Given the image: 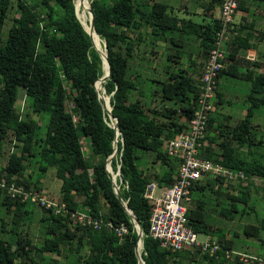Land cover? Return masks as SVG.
I'll return each instance as SVG.
<instances>
[{
  "label": "trees",
  "instance_id": "16d2710c",
  "mask_svg": "<svg viewBox=\"0 0 264 264\" xmlns=\"http://www.w3.org/2000/svg\"><path fill=\"white\" fill-rule=\"evenodd\" d=\"M220 2L208 0L205 8ZM74 3L75 0H15L7 34L0 41V153L4 142L17 147L10 149L0 163V181L4 183L0 185V264H14L17 259L20 264H63L58 258L63 251L71 264H137L135 227L115 196L111 174L105 169V160L112 151L114 128L106 108L101 107V100L105 105L104 98L108 100L110 113L116 116L118 128L117 149L109 165L113 172L118 168L114 180L119 195L141 227L140 255L144 263L182 264L185 252L190 251L188 259H193L194 253L200 254L199 264L203 261L205 264H257L256 259L242 260L231 251L232 239L227 238L217 222L211 224L209 214H221L230 220L237 210L235 201L247 202L248 185L257 187L244 179L251 175L264 179V136L255 140L263 146L262 153L249 149L253 143L249 131L252 108L257 103L264 105V71L251 74L252 70L245 68L242 72L236 63L223 59L217 73V78L223 73L247 78L250 103L244 116L233 123H226L224 116L214 120L209 114L207 143L200 149V155L239 170L244 176L232 180L208 176L195 183L190 191L193 205L190 200L185 216L197 236L218 232L216 239L210 237L219 247L213 253L198 247H163L148 233L150 202L142 192L149 180L163 186L176 176L177 161L165 153L163 140L186 128L196 104L200 74L195 62L192 63L195 70L178 63L173 71L174 65L169 62H176L172 57L180 54L178 48L171 47L163 56V71L172 70L164 79L144 77L139 69L128 70L129 62L135 60L139 64L148 58L149 50L158 59L154 46L157 47L159 38L165 39L166 32L176 29L198 37V54L206 58L219 27L218 18L194 22L178 17L160 0H89L93 28L87 25L104 42L109 66L108 77L99 87L101 92L104 88L102 98L95 90L100 81L97 78L104 74L102 62L74 12ZM10 5V0H0V28ZM259 36L264 40V32L260 31ZM168 40L176 44L172 36ZM230 43H237L241 48L251 47L242 35L234 34ZM226 56L231 58L233 53L228 51ZM152 82L156 83L155 87ZM215 94L213 105L221 102L217 88ZM20 99L26 102L24 113L28 117H22L16 109ZM37 116L43 119L42 137L37 136ZM207 129H212V134H207ZM81 137L87 141L86 152L81 147ZM242 144H246L243 150ZM143 151H151L152 160L162 162V168L151 174L144 172L137 163ZM32 155L36 156L37 173L53 167L59 179L60 197L57 200L45 197L56 204L62 202L65 208L45 207L7 190V185L13 183L29 190L34 186L31 191L38 193L39 179L30 180L24 174L26 161ZM228 187L235 192L226 191ZM225 196L228 203H224ZM209 202H216L213 205H218V210ZM34 203L39 206L37 220L43 229L35 241L38 250L32 249L36 244L27 230H17L13 224L15 216L28 212L25 204ZM71 211L122 222L126 232L117 235L103 225L94 228L71 220ZM260 227H264V217L258 225L245 222L241 230L246 235L257 236ZM82 245L85 248L79 252ZM224 250H229V256Z\"/></svg>",
  "mask_w": 264,
  "mask_h": 264
},
{
  "label": "built area",
  "instance_id": "2783aa9c",
  "mask_svg": "<svg viewBox=\"0 0 264 264\" xmlns=\"http://www.w3.org/2000/svg\"><path fill=\"white\" fill-rule=\"evenodd\" d=\"M239 0H221L218 10L219 27L215 31L212 46L207 52L203 68L199 75L198 94L195 107L188 118L186 128L163 140V149L167 155L177 161V171L174 180L167 185L158 186L154 180H149L143 189V196L150 202L148 217V233L158 240L163 247L207 249L213 253L219 247L209 234L201 239L188 224L185 216V207L191 200V187L208 176H219L232 180L244 176L239 170L225 166L200 155V149L206 145V124L215 99L217 73L223 66L222 61L226 54V44L230 34L234 32V15ZM0 185H4L0 181ZM7 190L16 192L22 199H28L44 205L64 207L62 202L56 204L45 196L24 188L21 184L10 183ZM36 193V194H35ZM56 208L55 210H57ZM69 217L82 224H90L94 228L101 225L111 229L115 234L126 232V226L104 220L87 214L83 211L70 212ZM238 258L247 260L256 259L257 264H264L260 257L246 255L237 250H231ZM229 250L224 254L229 256Z\"/></svg>",
  "mask_w": 264,
  "mask_h": 264
},
{
  "label": "rangeland",
  "instance_id": "374dc122",
  "mask_svg": "<svg viewBox=\"0 0 264 264\" xmlns=\"http://www.w3.org/2000/svg\"><path fill=\"white\" fill-rule=\"evenodd\" d=\"M74 1V0H73ZM88 1L89 0H82V2H80L79 0H77L76 5L79 7V10L77 9L76 13H77V17L78 19L84 24L89 23V14L86 11V7L88 5ZM260 4H256L255 7H259L261 6V10H264V1L262 0H258ZM10 7L8 9V12L6 13V16L4 17L3 23L1 25L0 28V41H3L6 34H7V30L8 27L10 25V20H11V15L13 13V8L15 6V0H10ZM254 5V4H253ZM84 7V9H83ZM180 8V4H179V0H176L173 2V7L171 8V11L173 13H175L177 16L179 15H183V12L179 9ZM252 8L248 9V13H252ZM85 11V12H84ZM255 12V11H254ZM84 13V15H83ZM188 15V14H187ZM251 16H257L256 14H250ZM261 15V14H260ZM262 16V15H261ZM259 17V16H258ZM256 17V18H258ZM264 17V15L262 16ZM188 18H190L192 21L195 22H200L203 17L202 15H198V14H192L189 15ZM209 20L208 17H205V20ZM259 27L264 29V18L262 20H259ZM264 32V30L262 31ZM100 39V45L99 48L102 50L103 49V41L101 38ZM262 44L261 46L256 45V49H258V51H260V53L258 55L255 56V59L257 60V62L259 63H264V40H262ZM153 43V42H152ZM157 47H155L156 49H159V47H162L161 44H156ZM169 48H176V45H172L171 43L167 44ZM147 46V45H146ZM148 47H151V45H149ZM166 48L165 51H169L171 49ZM242 49V53H246V48H241ZM227 51V48H226ZM248 52V51H247ZM146 54L148 55L147 59H143V61L139 62V64H135V60H132L129 62V69L128 70H136L139 69L142 73V75L144 77L147 78H154V79H164L168 72H172L171 69H167V72H164L162 67H163V56L162 57H157L158 59H156L153 55L149 54L148 52H146ZM224 55V61H227V56L225 59ZM250 56V54H249ZM183 58H186V56L184 55ZM172 59L177 60L176 57H172ZM185 62V59H183ZM233 60L231 59L230 62H232ZM138 62V61H137ZM169 63H173L172 65H174V69L173 71L176 70V68L179 66L178 62H169ZM244 64H241V67L239 68L240 71L244 72L245 71V67L243 66ZM161 66V67H159ZM250 67L254 68V66L250 65ZM264 68V66H263ZM155 69V70H154ZM159 70V71H157ZM255 73L254 71L251 72V74ZM154 85V87L156 86L155 82H152ZM249 84L250 81L247 80V78H245L244 76L241 77H236L233 75H229V74H225L223 73L222 75L219 76L218 78V89L221 92L222 95V100L221 102L217 103L215 106L213 105L212 110H211V114L214 116V120H221V116L222 115H227V118H222L224 119V121H226L227 123H233L232 121H234L235 119L241 118L244 116L245 111L247 110V108L249 107V103L250 100H247V93L249 91ZM20 89H18L19 92ZM104 91V88L102 87V92ZM101 92V91H100ZM101 92V94H102ZM107 95V94H106ZM216 99V98H215ZM262 103V102H261ZM261 103H257L256 105H254V107L252 108V115L250 117V121L252 123V126H249V131H251V136L253 138V143L249 145V149H251L254 153L255 152H263V146L261 144H259L258 142H256L255 140L259 139V137H263L264 136V105ZM105 106H107L105 104ZM26 108V102L23 99H20L19 101H17L16 103V109L17 111L20 113V115L22 117H28V115H26L24 113V110ZM36 123L38 124L37 126V136H41L42 137V123H43V119L39 116L36 117ZM11 136V135H10ZM12 143V142H10ZM81 143V147L83 149L84 152H86L88 150V146H87V141L84 137H81L80 140ZM34 147V145L32 146ZM240 148L243 150L246 148V144H242L240 146ZM12 149V150H16L17 147L12 146V144L10 145L9 142H4L1 153H0V163H2V161L5 159L7 152ZM151 152V151H149ZM149 152H142L139 153V158L137 159V163L139 165V167L142 168V170L148 174H151L152 171H158L162 168L163 163L160 161H153L152 160V153ZM115 154V153H114ZM113 154V155H114ZM27 166L24 169V174L25 175H29L30 180L34 179V178H38V184H37V190L38 193L43 195V196H48L54 199H59V179L54 175L53 172V167H48L43 173H37V163H36V156H29V158L27 159ZM111 169V167H110ZM113 170L111 169L110 174L112 175ZM246 182H251L252 184H254L257 187H254L252 185H248V189L250 190L249 193V198L247 200L246 203H243L242 201H235V203L237 204V210L235 211V213H233V218H231L230 220L226 219L224 216H222L220 214V216L218 214H209L210 215V222L211 224H217L221 225L222 228H224V232H226L227 234V238L232 239L233 242V250H238L241 253L248 255H256L259 256L261 259L264 260V241L261 242V239L264 240V227H260L259 228V232L257 236L254 235H246L242 232L241 228L242 225L245 222H249L252 224H259L260 220L264 217V179L259 178L258 176L255 175H251V176H247L244 179ZM117 184V183H116ZM32 185V183H31ZM224 185H222L223 187ZM31 188H36L34 186H32ZM30 188V190H32ZM226 191H230V192H235L234 188L228 187L225 188ZM253 191V192H252ZM35 192V191H34ZM36 194V193H35ZM79 197H77L78 199ZM193 199V198H192ZM191 199V205H193V200ZM24 200H28V199H24ZM214 201V199H213ZM212 203L211 206L213 208H215L216 210H218L219 206L218 205H213L216 202H209ZM224 203H228V198H226L225 196V200ZM206 205V204H205ZM25 208H28V212H25L24 214H20L19 216H15V220L13 222V224L15 226H17V230H19V228L21 229H25L27 230V234L32 238V240L35 242L37 241L36 238L38 236H41L43 234V229L40 226V223L38 222L37 218L40 214V211L37 210L38 209V204L34 203V204H25L24 206ZM32 210V211H31ZM37 211V212H36ZM32 212V213H30ZM71 220H73L72 218H70ZM6 226H9L8 224H6ZM233 230L236 231V233L233 232ZM7 235H11V233L9 232ZM211 236H213V238L216 239V236L218 235V232H211L210 233ZM199 238L203 239L204 235L199 234L198 235ZM36 244L34 245V247L32 248L33 250H38L37 243H33ZM85 246L82 245V247L80 248L79 252H83ZM186 251V250H185ZM32 252V250H31ZM54 253H51V256H53ZM68 256V254L63 251V253L61 255L58 256L59 260L63 262V264H71L67 262L66 257ZM190 256V251H186L185 255L182 257V264H199L198 260L200 258V254H196L194 253L192 255L193 259H188ZM206 261H203L201 264H205ZM14 264H20L18 263V259L15 260ZM237 264V263H236Z\"/></svg>",
  "mask_w": 264,
  "mask_h": 264
},
{
  "label": "crops",
  "instance_id": "0c3cea01",
  "mask_svg": "<svg viewBox=\"0 0 264 264\" xmlns=\"http://www.w3.org/2000/svg\"><path fill=\"white\" fill-rule=\"evenodd\" d=\"M164 2L169 8L173 7V2L176 0H160ZM208 0H179L180 4V10L183 12V15H179L178 17L188 18L189 15L192 14H198L202 15L203 19L198 23H204L207 21L205 20V17L211 18H217L218 17V10H219V4L215 3L212 7L205 8L206 2ZM262 1V0H261ZM264 1V0H263ZM254 4V5H253ZM256 4H260L258 0H241V4L239 3L237 11L234 15V32L229 35L226 48L227 52L231 51L233 53V56L231 58L227 57V62L231 59L233 60V63H236L239 68L241 67V64H244L243 66L245 68H250L255 73L264 71V63H255L252 64L250 60H255V56L260 53L258 49H256V45L259 44V46L263 45L262 39H259L260 31H263L264 29L259 27V20H262L264 17V10H261V6L255 7ZM252 8V13H248V9ZM255 11V12H254ZM188 14V15H187ZM250 14H256L257 16L250 15ZM262 16H261V15ZM259 16V17H258ZM258 17V18H256ZM190 19V18H189ZM191 20V19H190ZM195 22V21H194ZM242 24V25H241ZM141 29H144V25L141 26ZM135 32H132L131 36H134ZM165 39L159 38L158 45L161 44L162 47H159V49H156L154 46V49H156V55L158 57H162L163 54L166 53L165 49L168 47V36H172L173 40L175 41L176 48L181 49L179 55H175L177 58L176 62H178L182 67L187 68L188 70H195L192 63L195 62L196 67L198 68V75L200 74L203 64L205 61V57H200L198 54L199 50V39L196 37L193 33L185 32L184 30H171L169 32L165 33ZM236 34L240 37V35L245 36L248 43L251 45V47L246 48V53H242L241 46H237V43H230V38L233 37V35ZM236 42V41H235ZM235 46V47H234ZM237 46V47H236ZM148 48V46H146ZM172 49V48H169ZM170 51V50H169ZM248 51V52H247ZM149 54L152 55V51L149 50ZM250 54V56H249ZM186 56V58H183V56ZM226 55V54H225ZM185 59V62L184 60ZM226 59V56H225ZM248 60V61H247ZM135 64L138 65V63L135 61ZM254 66V68L250 67V65ZM155 70V69H154ZM159 71V70H157ZM218 83V82H217ZM217 90L221 95V92L218 89ZM222 97V95H221ZM222 100V98H221ZM215 106V105H214ZM212 110V109H211ZM211 114V111H210ZM230 118L227 115H222V117ZM227 123V122H226ZM212 129H207V134H212ZM230 192V191H228Z\"/></svg>",
  "mask_w": 264,
  "mask_h": 264
},
{
  "label": "water",
  "instance_id": "95a60500",
  "mask_svg": "<svg viewBox=\"0 0 264 264\" xmlns=\"http://www.w3.org/2000/svg\"><path fill=\"white\" fill-rule=\"evenodd\" d=\"M77 6L75 5L74 3V12L77 16ZM86 11L88 12L89 14V25L91 28H93V17H92V13H91V10H90V7L89 5H87L86 7ZM80 21V20H79ZM81 25L83 26V28L85 29V31L88 33L89 37H90V40H91V43L92 45L94 46V48L96 49V51L98 52L99 54V57L101 59V62H102V56H104L105 58V61H106V65H107V71L106 73L102 74L101 76H99L97 79H101L102 81L108 77V73H109V66H108V61L106 59V54H105V51H104V42H103V50H101L100 48H98L94 42L92 41V38H91V35H90V32L88 29L85 28V25L80 21ZM95 32V31H94ZM96 34V32H95ZM97 35V34H96ZM96 79V80H97ZM94 85V84H93ZM95 87V85H94ZM95 90H96V94L98 97H100L99 95V92L98 90L96 89L95 87ZM101 107L102 108H105V105L103 103V101L101 100ZM106 113L108 115V117L112 116L114 118V123H112V127L114 128V137H113V140H112V151L110 152V154L108 155V157L106 158L105 160V169L108 173L111 172V169H110V165H109V161H110V158L111 156L116 152V149H117V145H116V134L118 133V128H117V124H116V116H113L111 113H110V105H109V108H106ZM118 167V166H117ZM118 168L112 172V175H110V178H111V185H112V189H113V192L115 194V196L118 198V200L120 201V203L122 204L123 208L126 210V212L131 216V219H132V222H133V225L135 227V230H136V242L134 244V253H135V257H136V261H137V264H145L141 255H140V250L138 251L137 250V243L138 241L140 242V246H141V237H142V230H141V227L137 221V218L135 217V215L132 213L131 209L127 206L126 202L120 197L119 195V192H118V186L114 180V176L118 173Z\"/></svg>",
  "mask_w": 264,
  "mask_h": 264
},
{
  "label": "bare ground",
  "instance_id": "6f19581e",
  "mask_svg": "<svg viewBox=\"0 0 264 264\" xmlns=\"http://www.w3.org/2000/svg\"><path fill=\"white\" fill-rule=\"evenodd\" d=\"M79 1L82 2V0H79ZM76 2H77V0H75V4H76ZM76 6H77V5H76ZM77 9H78V7H77ZM83 9H84V7H83ZM84 12H85V11H84ZM83 15H84V13H83ZM84 25H85V28L89 30L90 35H91V37H92V40H93L94 44H95L98 48H99V46L101 47V45H100V41H99V39H98L99 36L96 35L95 33H93V32L89 29V27H88V25H87L86 22L84 23ZM98 45H99V46H98ZM101 48H102V47H101ZM102 50H103V49H102ZM102 70H103L104 73H106V71H107V65H106V61H105L104 56H102ZM101 83H102V80L100 79V81H99V83H98V85H97V90H98V92H99L100 97L103 98V94H101V92H100V90H99V87H100ZM104 102H105V104L107 105V106H105V108H109V103H108V100H107L106 98H104ZM109 118H110V123H114V118H113L112 116H111V117L109 116ZM140 248H141V246H140V242L138 241L137 250L139 251Z\"/></svg>",
  "mask_w": 264,
  "mask_h": 264
}]
</instances>
